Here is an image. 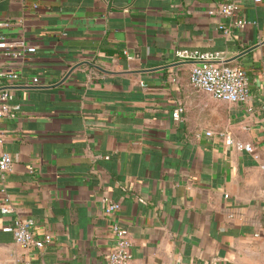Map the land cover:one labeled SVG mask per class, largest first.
Masks as SVG:
<instances>
[{
	"label": "crops",
	"instance_id": "0c3cea01",
	"mask_svg": "<svg viewBox=\"0 0 264 264\" xmlns=\"http://www.w3.org/2000/svg\"><path fill=\"white\" fill-rule=\"evenodd\" d=\"M221 1L0 0V34L36 48L21 71L38 79L13 87L20 110L0 124V264H107L112 224L132 241L126 264H264V1H237L243 28ZM180 49L242 66L248 102L195 90ZM18 216L51 241L15 243L1 227Z\"/></svg>",
	"mask_w": 264,
	"mask_h": 264
},
{
	"label": "built area",
	"instance_id": "2783aa9c",
	"mask_svg": "<svg viewBox=\"0 0 264 264\" xmlns=\"http://www.w3.org/2000/svg\"><path fill=\"white\" fill-rule=\"evenodd\" d=\"M238 0H222L218 13L224 17H235L233 23L239 28L254 24L240 16ZM257 4L264 0H250ZM8 25L7 22H0V26ZM219 28L224 35H228L230 28L221 24ZM36 48L29 44L24 38L6 37L0 34V124L3 118H14L20 110V104L14 100L12 89L16 85H35L38 83L36 77H26L21 67L26 57L32 55ZM180 61L192 62L188 80L190 85L197 91H202L212 98L228 103H247L249 100L248 75L240 65H229L221 52L199 51L180 49L175 52ZM7 60L2 64L1 60ZM250 111V108L248 107ZM184 111L182 105H177L172 111V118L179 120ZM211 131H205L206 136H211ZM225 136L227 144H233L239 150L252 153L253 147L250 144L234 141L225 133H218ZM5 131L0 125V181L12 170V158L4 150ZM264 169V165H262ZM3 191V189H2ZM105 203V213L112 214L120 209L119 204L108 198L102 200ZM0 211H10L7 195L3 198ZM111 230L114 236V245L107 256V264H126L132 257V241L128 232L117 224H112ZM1 231L12 236L15 243H18L26 250H41L51 241L49 233L37 235L34 230V221L31 218L18 216L11 223L1 227ZM24 264H31L30 260ZM179 264V263H176Z\"/></svg>",
	"mask_w": 264,
	"mask_h": 264
}]
</instances>
